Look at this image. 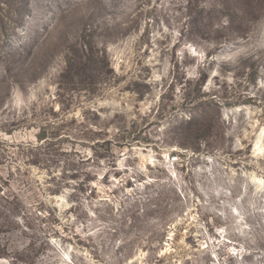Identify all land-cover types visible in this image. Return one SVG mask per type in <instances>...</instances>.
Returning <instances> with one entry per match:
<instances>
[{
	"label": "rangeland",
	"instance_id": "374dc122",
	"mask_svg": "<svg viewBox=\"0 0 264 264\" xmlns=\"http://www.w3.org/2000/svg\"><path fill=\"white\" fill-rule=\"evenodd\" d=\"M0 264H264V0H0Z\"/></svg>",
	"mask_w": 264,
	"mask_h": 264
},
{
	"label": "trees",
	"instance_id": "16d2710c",
	"mask_svg": "<svg viewBox=\"0 0 264 264\" xmlns=\"http://www.w3.org/2000/svg\"><path fill=\"white\" fill-rule=\"evenodd\" d=\"M191 122H192L191 119H189L188 122L186 123V125H187V126L190 125Z\"/></svg>",
	"mask_w": 264,
	"mask_h": 264
}]
</instances>
